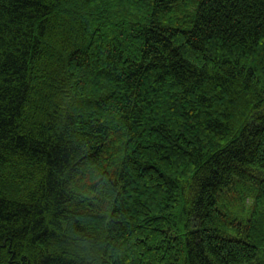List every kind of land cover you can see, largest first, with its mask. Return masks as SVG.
<instances>
[{
	"label": "trees",
	"instance_id": "16d2710c",
	"mask_svg": "<svg viewBox=\"0 0 264 264\" xmlns=\"http://www.w3.org/2000/svg\"><path fill=\"white\" fill-rule=\"evenodd\" d=\"M0 264H264V0H0Z\"/></svg>",
	"mask_w": 264,
	"mask_h": 264
}]
</instances>
